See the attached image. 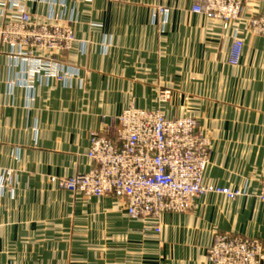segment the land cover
Returning a JSON list of instances; mask_svg holds the SVG:
<instances>
[{
  "label": "crops",
  "instance_id": "0c3cea01",
  "mask_svg": "<svg viewBox=\"0 0 264 264\" xmlns=\"http://www.w3.org/2000/svg\"><path fill=\"white\" fill-rule=\"evenodd\" d=\"M4 2L0 24L18 10L40 19L59 13L76 40L57 60L61 79L31 74L18 46L2 45L0 264H63L69 240L62 233L71 220L90 234L72 236L68 261L93 263L90 247L101 228L116 234L103 239L104 264H211L206 249L216 233L264 245V201L257 197L264 183V38L246 24L264 13V0H248L227 29L193 13L195 0ZM237 34L242 55L231 65ZM161 89L171 92L170 102L159 101ZM130 106L197 118L212 139L204 181L245 194L201 196L189 212L162 213L159 233H144L152 221L130 219L114 197L86 198L49 181L89 171L90 132L114 136L116 117ZM5 169L13 172L10 187L3 186Z\"/></svg>",
  "mask_w": 264,
  "mask_h": 264
},
{
  "label": "built area",
  "instance_id": "2783aa9c",
  "mask_svg": "<svg viewBox=\"0 0 264 264\" xmlns=\"http://www.w3.org/2000/svg\"><path fill=\"white\" fill-rule=\"evenodd\" d=\"M247 2L195 0L191 10L221 21L227 29L240 19ZM17 12L4 29L0 28V55L3 43L17 45L18 55L31 64V74L43 71L46 76L61 79L57 60L74 42L71 27L60 21H40L24 10ZM246 24L264 38V13L249 17ZM242 47L243 40L237 34L229 64H239ZM116 122L114 136L108 130L91 133L87 157L94 166L89 171L64 178L52 176L49 181L58 189L86 198L114 197L130 219L152 221L151 227L143 226L144 233H159L162 213H185L201 196L213 194L233 200L245 194L240 188L204 181L210 150L191 118H169L160 110L130 106L116 117ZM257 197L264 201V185ZM206 255L211 264H262L264 245L258 238L224 233L215 236Z\"/></svg>",
  "mask_w": 264,
  "mask_h": 264
},
{
  "label": "rangeland",
  "instance_id": "374dc122",
  "mask_svg": "<svg viewBox=\"0 0 264 264\" xmlns=\"http://www.w3.org/2000/svg\"><path fill=\"white\" fill-rule=\"evenodd\" d=\"M16 1H18V0H16ZM16 5H18L17 4V2L15 3ZM6 3L4 2V3H2L1 5H0V8L2 9V11L6 8ZM0 9V10H1ZM29 13V12H28ZM30 14V13H29ZM33 17H35V18H37L38 20L40 19V17L38 18V16L36 17L35 15H33V14H31ZM242 16V15H241ZM42 18H44V19H47V21L48 20H52L53 22H55V21H60L62 24H66L67 22L65 21V20H63L62 19V17H61V15L59 14V13H56V14H53L50 18L49 17H42ZM40 19V21H43L44 19ZM56 18V19H55ZM241 18V17H240ZM11 20L12 19H10V20H8V21H6V22H4V23H2V24H0V28H5L6 27V25H8V23L9 22H11ZM45 21V20H44ZM246 22H247V20H246ZM68 24V23H67ZM70 27H71V29H72V31H73V33H74V30H73V27L70 25V24H68ZM229 28V27H228ZM75 40H76V38H75V34H74V42H75ZM73 42V43H74ZM6 43V42H5ZM8 43V42H7ZM73 43H72V45H73ZM4 44V43H3ZM2 44V45H3ZM9 44V43H8ZM71 45V46H72ZM71 48V47H70ZM69 48V49H70ZM69 49H67V50H65V51H63V53H61V56L59 57L60 58V60H62V57H63V55H64V53L66 52V51H68ZM171 92L169 91V90H167V89H161L160 90V93H159V101L160 102H163V103H168V102H170V99H171V94H170ZM122 113V112H121ZM120 113V114H121ZM184 117H188V118H191L192 120H194V121H196V124H197V133L198 134H200L201 135V137H202V139L205 141V143L207 144V147L209 148V150H210V159H211V154H212V150H211V135L210 134H208V133H206L202 128H200L199 127V125H198V119L197 118H195V117H192V116H184ZM170 118V117H169ZM178 118H182V117H178ZM94 132H96V131H92V132H90V135H91V133H94ZM1 176H2V178H3V182L5 183L3 186H6V187H10L11 185V181H12V176H13V172H12V170H9V169H5L4 171H3V173L1 174ZM264 185V183L262 184V186ZM261 186V187H262ZM260 187V188H261ZM259 188V189H260ZM192 208H193V206H192ZM191 208V209H192ZM190 209V210H191ZM190 210H188L187 212H189ZM68 219H69V221L71 220V219H73V217L71 216L70 218L68 217ZM70 228H65L64 230H63V233H62V235H63V237L66 239L67 238V240H69V246L67 245L66 246V248H65V250H64V256H65V260H64V263L63 264H104L105 262H104V257L107 255V254H105V252H106V248H104L105 247V245L103 244V239L105 238V240H110L114 235L116 236V234H113L112 233V231L111 230H109V228H107V229H105V228H101V229H97L96 230V232H95V234H94V238H99V240H97L96 242H95V245L94 246H91L90 248H91V253L93 254V255H95V258H96V260L95 261H93V263L91 262V261H89V260H87V261H84V260H76V261H68V259H67V257H70L71 256V254L72 253H74V250H76V248H74V246L73 245H71L70 244V242H71V238H72V236H75V237H80V238H83V237H86L87 235H89L90 234V230L88 229V228H86V227H82V225H80L79 226V228L78 227H75L74 225H73V222H72V220H71V222H70ZM219 234H224V233H216L215 235H214V237H213V240H214V238H215V236H217V235H219ZM237 235V234H236ZM242 236V235H241ZM247 237V236H246ZM69 238V239H68ZM100 238H102L101 240H100ZM115 238H117V237H115ZM213 240H212V243H213ZM101 243V244H100ZM212 243L208 246V248L209 247H211V245H212ZM207 248V249H208ZM207 249H206V252H207ZM207 256V255H206ZM263 262V261H262Z\"/></svg>",
  "mask_w": 264,
  "mask_h": 264
}]
</instances>
